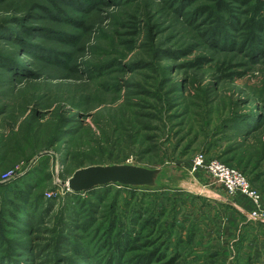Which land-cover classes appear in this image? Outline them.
<instances>
[{"label": "rangeland", "instance_id": "rangeland-1", "mask_svg": "<svg viewBox=\"0 0 264 264\" xmlns=\"http://www.w3.org/2000/svg\"><path fill=\"white\" fill-rule=\"evenodd\" d=\"M218 1L0 0V264H264L227 205L251 198L194 169H237L264 210V10ZM113 163L170 171L69 187Z\"/></svg>", "mask_w": 264, "mask_h": 264}, {"label": "water", "instance_id": "water-1", "mask_svg": "<svg viewBox=\"0 0 264 264\" xmlns=\"http://www.w3.org/2000/svg\"><path fill=\"white\" fill-rule=\"evenodd\" d=\"M169 171L167 166L149 167L130 163L90 165L77 169L68 185L74 192L89 191L110 184L152 188L162 185Z\"/></svg>", "mask_w": 264, "mask_h": 264}, {"label": "built area", "instance_id": "built-area-1", "mask_svg": "<svg viewBox=\"0 0 264 264\" xmlns=\"http://www.w3.org/2000/svg\"><path fill=\"white\" fill-rule=\"evenodd\" d=\"M205 169L207 173L224 187L230 196L245 194L249 196L260 207L262 196L251 186L247 178L237 169L232 168L219 159H207L204 153L196 155L194 159V169ZM252 216L264 221V210L255 209Z\"/></svg>", "mask_w": 264, "mask_h": 264}, {"label": "crops", "instance_id": "crops-1", "mask_svg": "<svg viewBox=\"0 0 264 264\" xmlns=\"http://www.w3.org/2000/svg\"><path fill=\"white\" fill-rule=\"evenodd\" d=\"M238 196V195H237ZM227 205H230V207H232V209L240 216L246 217V216H250L251 212L253 210H255V204L254 202L247 198V197H236L235 199H233L232 201H229L227 203ZM229 216H231V218H233L232 220L234 222H238L239 219H237V217H233L231 215V213H229ZM247 222V221H246ZM253 223V221H251ZM250 223V224H252ZM258 224V225H257ZM256 225L249 226L245 223L241 224L242 229L244 232H246L245 237L246 239V244L247 243H252L254 240H258L260 242H262V237H264V235L261 234V232H264L263 228H264V221L259 220L257 221ZM249 227H251L252 231H250ZM258 230H261L258 232ZM260 242V243H261ZM264 243V241H263ZM264 246V245H263Z\"/></svg>", "mask_w": 264, "mask_h": 264}, {"label": "trees", "instance_id": "trees-1", "mask_svg": "<svg viewBox=\"0 0 264 264\" xmlns=\"http://www.w3.org/2000/svg\"><path fill=\"white\" fill-rule=\"evenodd\" d=\"M233 2H239L242 5L248 6L251 5L254 1L257 2L256 11L257 13H261L264 10V1L262 0H232ZM230 4L226 0H219L218 1V7L220 10H229ZM255 25V28H258V30L264 31V17H262L260 20H253V26ZM222 33V31H221ZM219 35V34H218ZM219 40V39H215Z\"/></svg>", "mask_w": 264, "mask_h": 264}]
</instances>
